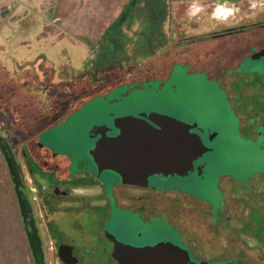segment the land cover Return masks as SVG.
<instances>
[{
  "label": "rangeland",
  "instance_id": "374dc122",
  "mask_svg": "<svg viewBox=\"0 0 264 264\" xmlns=\"http://www.w3.org/2000/svg\"><path fill=\"white\" fill-rule=\"evenodd\" d=\"M190 2L0 0L1 121L7 126L25 114L31 124L16 135L36 180L84 184L44 177L43 161L49 168L68 161L73 172L89 166L106 186H97L96 193L111 197L110 231L135 245L188 240L168 221L144 225L115 207L112 194L121 179L114 170L98 174L93 168L89 134L95 126L154 112L218 133L213 151L202 156L206 179L155 177L159 192L183 193L216 210L224 176L245 185L264 182V59L251 58L264 49V11L253 15L249 0H231L241 11L221 24L209 19L216 0H201L206 13L189 21ZM234 28L243 31L211 37ZM54 110L64 117L51 122ZM85 180L99 184L91 176ZM262 211L264 202L259 217ZM7 245L0 240V264H11Z\"/></svg>",
  "mask_w": 264,
  "mask_h": 264
},
{
  "label": "flooded vegetation",
  "instance_id": "af4514ba",
  "mask_svg": "<svg viewBox=\"0 0 264 264\" xmlns=\"http://www.w3.org/2000/svg\"><path fill=\"white\" fill-rule=\"evenodd\" d=\"M262 26L264 24L259 25ZM239 31L242 32L243 29H226L211 37L231 35ZM7 75L11 78L9 74ZM56 113V110L52 112L51 122L55 118L64 117ZM24 116L25 114L12 120L7 126L0 119V135L7 139L15 153L17 167L22 177L21 189L29 205L24 220L10 176L17 205L16 230L22 236L20 243L11 244L16 248L15 252L8 246L6 254L11 264H35L28 236L32 233L38 235L46 264H121L114 256L117 244L132 250L171 245L186 252L188 261L193 264H264V211L263 216L259 217L264 202V196L260 194L264 189V182L254 186L252 180H249L245 185L242 180L234 179L232 176L228 179V176H224L218 185L221 194L219 205L214 210L211 205L201 203L198 198L183 193L176 194L165 190L159 192L158 187L152 183L155 177L167 179L175 177L153 176L138 185L126 183L120 176V184L114 186L112 194L118 210L130 213L144 225H151L158 219L168 221L188 240L182 245L170 241L155 245H135L121 240L110 231L109 224L113 219L111 197L104 191L96 193L94 189L97 186L103 188L106 186L101 185L89 166L80 168L79 172H73V166L68 161L55 162L52 168L47 167L48 162L43 161L40 165L44 177L49 175H54L57 179L66 177V180L70 178L74 181L83 180L84 184L74 186L65 184L62 187L50 181L36 180L33 169L25 158L26 153L21 149L20 139L16 135L31 127V124H25ZM195 123L197 128L192 132L199 134L205 146L210 149L209 152H212V144L218 133L204 129L197 121L189 124ZM106 125L112 127L111 124ZM248 126L246 125V128L251 132L253 129ZM262 127L264 128V122ZM262 134L263 131L258 132L259 136ZM89 135L92 157L91 151L100 136L93 138L91 133ZM109 135L115 136L117 132H109ZM0 154L2 155L1 151ZM47 155L49 158H57L49 155V152ZM2 157L5 162L3 155ZM39 157H42L41 153ZM92 165L98 174L105 170L98 167L93 157ZM194 165L196 170L193 173L178 178L196 177L205 180L208 176L207 161L201 157ZM87 176L98 180L99 184L89 185L86 180L84 181ZM189 238L193 241L190 242ZM18 247L25 249V252L17 251ZM4 254L0 250V260Z\"/></svg>",
  "mask_w": 264,
  "mask_h": 264
},
{
  "label": "water",
  "instance_id": "95a60500",
  "mask_svg": "<svg viewBox=\"0 0 264 264\" xmlns=\"http://www.w3.org/2000/svg\"><path fill=\"white\" fill-rule=\"evenodd\" d=\"M264 58V49L256 52L253 60ZM197 124H189L158 113L118 117L112 127L104 124L91 130L93 138H100L91 155L102 170L116 171L126 183L141 185L153 176L185 177L193 173L195 162L210 151L201 136L192 132ZM117 135L110 136L109 132ZM0 151L4 156L20 211L26 220L29 205L22 192V177L15 153L7 139L0 135ZM35 264H46L37 233L29 234ZM114 256L121 264H193L186 252L164 245L140 250L116 245Z\"/></svg>",
  "mask_w": 264,
  "mask_h": 264
},
{
  "label": "trees",
  "instance_id": "16d2710c",
  "mask_svg": "<svg viewBox=\"0 0 264 264\" xmlns=\"http://www.w3.org/2000/svg\"><path fill=\"white\" fill-rule=\"evenodd\" d=\"M0 156L4 162L1 154ZM2 166H0V240L3 244L8 243L7 246H11L20 243L22 236L16 230L17 205L11 178L5 162L4 167Z\"/></svg>",
  "mask_w": 264,
  "mask_h": 264
},
{
  "label": "clouds",
  "instance_id": "9594fccd",
  "mask_svg": "<svg viewBox=\"0 0 264 264\" xmlns=\"http://www.w3.org/2000/svg\"><path fill=\"white\" fill-rule=\"evenodd\" d=\"M249 5L253 15L257 11H264V0H249ZM240 11V8L231 3V0H216L209 19L221 24L227 23L230 19H235ZM201 13H206V6L201 0H191L186 12L189 21L198 18Z\"/></svg>",
  "mask_w": 264,
  "mask_h": 264
},
{
  "label": "crops",
  "instance_id": "0c3cea01",
  "mask_svg": "<svg viewBox=\"0 0 264 264\" xmlns=\"http://www.w3.org/2000/svg\"><path fill=\"white\" fill-rule=\"evenodd\" d=\"M0 41H3V40L0 38ZM5 41L7 42V40H5ZM22 44H25V45H26V44H27V42H26V43H23V42H22Z\"/></svg>",
  "mask_w": 264,
  "mask_h": 264
}]
</instances>
